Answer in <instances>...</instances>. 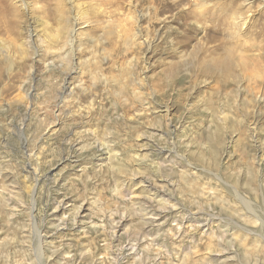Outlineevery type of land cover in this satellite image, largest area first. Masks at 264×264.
I'll return each mask as SVG.
<instances>
[{"label":"rangeland","instance_id":"1","mask_svg":"<svg viewBox=\"0 0 264 264\" xmlns=\"http://www.w3.org/2000/svg\"><path fill=\"white\" fill-rule=\"evenodd\" d=\"M0 264H264V0H0Z\"/></svg>","mask_w":264,"mask_h":264},{"label":"bare ground","instance_id":"2","mask_svg":"<svg viewBox=\"0 0 264 264\" xmlns=\"http://www.w3.org/2000/svg\"><path fill=\"white\" fill-rule=\"evenodd\" d=\"M235 18H237V17L235 16ZM238 19H239V18H237V20H235L237 23H238V22H239V20H240V19H239V20H238ZM244 22H245V21H244ZM244 24H245V23H244Z\"/></svg>","mask_w":264,"mask_h":264}]
</instances>
